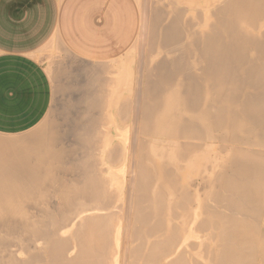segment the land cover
<instances>
[{
    "label": "bare ground",
    "instance_id": "obj_1",
    "mask_svg": "<svg viewBox=\"0 0 264 264\" xmlns=\"http://www.w3.org/2000/svg\"><path fill=\"white\" fill-rule=\"evenodd\" d=\"M158 1L0 138V264H264V0Z\"/></svg>",
    "mask_w": 264,
    "mask_h": 264
},
{
    "label": "crops",
    "instance_id": "obj_2",
    "mask_svg": "<svg viewBox=\"0 0 264 264\" xmlns=\"http://www.w3.org/2000/svg\"><path fill=\"white\" fill-rule=\"evenodd\" d=\"M139 27L136 0H0V138L34 130L61 71L120 59Z\"/></svg>",
    "mask_w": 264,
    "mask_h": 264
},
{
    "label": "rangeland",
    "instance_id": "obj_3",
    "mask_svg": "<svg viewBox=\"0 0 264 264\" xmlns=\"http://www.w3.org/2000/svg\"><path fill=\"white\" fill-rule=\"evenodd\" d=\"M136 2H137V0H136ZM144 2H145V0H142L141 4H138V2H137L139 10H140V27H139V32H138V36L136 38V41L139 39L140 34H141V28H142V22H143L142 21L143 20L142 19V12H143V9L145 7V3ZM158 2H160L162 4L163 1L159 0ZM147 4L148 3H146V7H147ZM136 41H135V43H136ZM135 43H134V45H135ZM132 47L130 48V50L132 49ZM130 50H128L120 59H118L116 61H113V62H110V63H107V64H91V63H85V62H82V61H75L73 63V66H72V68H71L69 73H72L73 77H75V78L83 79V73H82L83 71L81 70L83 66H86V65L87 66H100V65H108V64H113V63H121L122 60H124L128 56V53H129ZM71 58L72 57H70L68 59L62 58L61 62L64 61L68 65V64L72 63ZM86 76H87V78L89 77V75H87V74H86ZM60 83H62V80L60 81ZM55 85H56V83H54V87H55ZM57 95H59V92L56 91L55 88H54V95H53L52 104H51V107H50L46 117L34 128V130L32 129V130H30V131H28L26 133H23V135L20 134V136L17 135L18 138L25 137V136L29 135L30 133H32L36 129L40 128L45 123L56 122V121L59 120V116H58L59 113L58 112H59L61 103H60V98ZM11 138L17 139V137H9V139H11Z\"/></svg>",
    "mask_w": 264,
    "mask_h": 264
}]
</instances>
